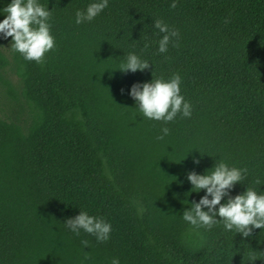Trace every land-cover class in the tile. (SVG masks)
Masks as SVG:
<instances>
[{
  "label": "trees",
  "instance_id": "1",
  "mask_svg": "<svg viewBox=\"0 0 264 264\" xmlns=\"http://www.w3.org/2000/svg\"><path fill=\"white\" fill-rule=\"evenodd\" d=\"M37 2L55 41L42 64L0 34V72L17 78L0 116V264H264V229L244 238L182 219L206 194L187 174L217 161L248 170L231 197L264 195V0H108L81 24L98 0ZM11 3L0 0V22ZM156 19L179 32L165 53ZM130 53L150 68L120 72ZM174 74L191 116L145 117L132 85ZM80 211L111 224L106 242L66 227Z\"/></svg>",
  "mask_w": 264,
  "mask_h": 264
},
{
  "label": "clouds",
  "instance_id": "2",
  "mask_svg": "<svg viewBox=\"0 0 264 264\" xmlns=\"http://www.w3.org/2000/svg\"><path fill=\"white\" fill-rule=\"evenodd\" d=\"M107 6L108 0H98L90 4L86 11H77L76 23L92 21ZM170 7L173 9L177 7L175 0ZM2 11L6 14V18L0 22V34L3 38L11 37V48L19 52L25 60L42 64L45 54L55 47L48 23L52 11L40 5L37 0H27L26 3L24 0H12V3ZM153 27L164 34L158 42V51L167 52L169 44L174 38H178L179 32L170 30L160 19L153 22ZM148 46L145 44V48ZM150 65L147 60H141L136 54L130 53L119 71L143 72L149 69ZM180 84L181 77L174 74L168 81L161 78L152 79L150 83L133 84L129 94L145 117L167 124L173 121L178 113H182L184 117L191 116V105L180 94ZM121 93L123 94V89ZM162 132L163 135L158 139H163L169 133V129L164 127ZM193 163L199 165L200 160L194 159ZM247 172L246 168H230L224 161H217L214 168L204 175H198L195 171L189 172L187 179L193 186L192 191L195 189L198 193L204 190L206 194L198 203L193 202L191 208L183 212L182 219L192 226L208 229L215 224L223 223L226 231L235 229L244 238L252 235L254 229H264V195H258L253 188L247 187L245 193L234 198L230 196V190L246 179ZM254 183L260 184V180L256 179ZM225 197H228L227 202L221 203ZM205 208L207 211L203 210ZM65 225L77 236L83 230L95 236L98 242H106L112 231L110 223L103 218L90 216L85 211H80L76 217L66 220ZM82 244L87 247L88 242L85 240ZM84 259H89L88 255H85ZM111 264H120V261L114 258Z\"/></svg>",
  "mask_w": 264,
  "mask_h": 264
},
{
  "label": "rangeland",
  "instance_id": "3",
  "mask_svg": "<svg viewBox=\"0 0 264 264\" xmlns=\"http://www.w3.org/2000/svg\"><path fill=\"white\" fill-rule=\"evenodd\" d=\"M2 51L5 58L11 62L10 45L7 40L3 41ZM0 76L2 77V81H0V116H6L9 114L10 110L15 108L14 102H12L8 94L9 87L6 83H8L12 88L17 89V78L11 71L10 67L2 70L0 72Z\"/></svg>",
  "mask_w": 264,
  "mask_h": 264
}]
</instances>
